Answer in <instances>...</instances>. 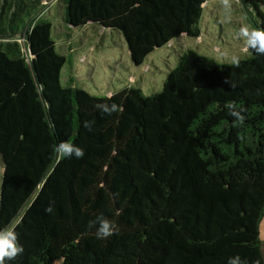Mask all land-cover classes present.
<instances>
[{
	"label": "trees",
	"instance_id": "1",
	"mask_svg": "<svg viewBox=\"0 0 264 264\" xmlns=\"http://www.w3.org/2000/svg\"><path fill=\"white\" fill-rule=\"evenodd\" d=\"M205 1L0 0V229L24 248L5 264H264V56L248 50L236 67L188 49L160 91L96 95L62 83L67 57L43 14L57 6L69 27L118 31L139 66L199 37ZM239 2L264 30V0ZM61 141L84 157H58ZM100 216L117 225L106 240Z\"/></svg>",
	"mask_w": 264,
	"mask_h": 264
},
{
	"label": "rangeland",
	"instance_id": "2",
	"mask_svg": "<svg viewBox=\"0 0 264 264\" xmlns=\"http://www.w3.org/2000/svg\"><path fill=\"white\" fill-rule=\"evenodd\" d=\"M231 4V21L225 22L220 0H206L199 37H175L154 49L139 66L132 63L125 40L118 31L95 23L69 27L57 6L49 5L43 9V14L51 20L58 51L67 57L61 76L63 84L69 81L96 95H109L132 85L148 95L161 90L168 70L176 66L178 56L188 49L220 63H230L224 58L226 53L238 54L240 59L249 55L236 33L242 26L257 29L260 18L252 9L247 13L239 0H231ZM261 9L264 12V6ZM2 165L0 157V172ZM259 240L264 256V216L259 223Z\"/></svg>",
	"mask_w": 264,
	"mask_h": 264
},
{
	"label": "clouds",
	"instance_id": "3",
	"mask_svg": "<svg viewBox=\"0 0 264 264\" xmlns=\"http://www.w3.org/2000/svg\"><path fill=\"white\" fill-rule=\"evenodd\" d=\"M220 3L224 9L225 22L231 21V0H220ZM236 38L242 40L245 46V51L252 50L256 54L264 56V30L250 29L247 26H242L236 33ZM224 58L228 59L233 66L239 67L240 56L238 54L228 55L224 54ZM97 109L105 113L106 115H113L120 112L122 109L119 105L112 103H101L96 105ZM243 109L236 110L230 107V114L238 121L243 122L245 117L242 114ZM83 127L89 132L93 129L92 121H84ZM58 157L60 158H72L82 159L84 157V150L77 145L61 141L56 145L55 149ZM4 184V173L0 172V186ZM53 206L49 204L45 208V212L51 213ZM97 225L96 236L98 239L106 240L117 231V225L114 221H111L103 216L97 217V220L93 222ZM92 226V225H90ZM24 252L23 246L19 243V234L16 232L15 227L0 229V264H5L6 261L15 260L18 256ZM227 264H247L245 260H242L239 255L230 257Z\"/></svg>",
	"mask_w": 264,
	"mask_h": 264
}]
</instances>
